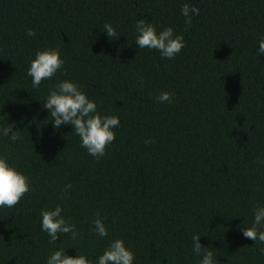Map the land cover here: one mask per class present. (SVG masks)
Listing matches in <instances>:
<instances>
[{
  "label": "trees",
  "instance_id": "1",
  "mask_svg": "<svg viewBox=\"0 0 264 264\" xmlns=\"http://www.w3.org/2000/svg\"><path fill=\"white\" fill-rule=\"evenodd\" d=\"M184 3L199 9L190 27ZM141 18L182 34L180 52L168 59L137 48ZM105 22L118 38L102 32ZM261 33L264 0H0V125L14 123L20 137H0V154L30 182L16 205L0 207V264H45L57 247L94 261L115 238L134 264H198L196 233L215 264H264V245L241 234L264 203ZM44 48L59 49L62 71L33 88L26 68ZM63 79L77 82L97 111L119 117L98 159L71 125L54 129L42 106ZM161 91L172 103L155 100ZM65 184L68 198L59 200ZM55 204L77 240L50 242L40 230V210ZM96 216L104 238L91 231Z\"/></svg>",
  "mask_w": 264,
  "mask_h": 264
},
{
  "label": "clouds",
  "instance_id": "2",
  "mask_svg": "<svg viewBox=\"0 0 264 264\" xmlns=\"http://www.w3.org/2000/svg\"><path fill=\"white\" fill-rule=\"evenodd\" d=\"M180 12L184 23L190 27L192 17L199 14V9L188 3L181 5ZM102 32L109 37L117 36L116 29L109 22L102 25ZM134 42L139 49H155L161 57H175L184 45L183 35L174 33L172 27L157 29L146 18L134 22ZM25 35L32 37V28L25 29ZM257 55L264 54V33L257 37ZM63 58L58 48L37 50L28 62L26 74L31 79L33 88H38L42 80L53 77L58 70L62 71ZM155 100L159 103H172L173 96L168 91H161ZM47 109L54 129L61 125H71V132L79 138L80 147L94 159L105 154V148L115 138L114 130L119 126V117L113 114H102L97 111V102L82 90L81 86L70 79L57 80L48 89L42 104ZM48 123V122H47ZM14 123L0 125V137H7L10 142L20 139L18 133L12 130ZM145 143H149L145 140ZM264 164V160L260 161ZM70 184L63 185L57 199L68 198ZM30 190L29 178L9 162L6 155L0 154V207H13L19 199ZM61 204L42 208L39 212L40 230L47 234L50 242H57L58 235L68 234L72 240L79 238V230L62 214ZM91 231L99 238L107 236L108 231L99 216L91 221ZM241 234L257 244L264 245V203H258L252 210V221L247 227L241 228ZM201 235L191 236V251L198 257V264H215L213 252L199 242ZM264 255V247L258 249ZM135 255L121 238L109 240L103 250L95 256V260L83 253L69 255L65 248H54L45 257V264H134Z\"/></svg>",
  "mask_w": 264,
  "mask_h": 264
}]
</instances>
